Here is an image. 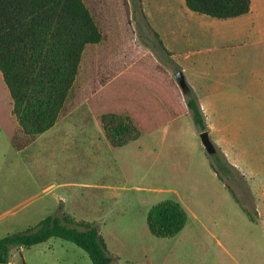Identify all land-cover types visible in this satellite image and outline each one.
Returning a JSON list of instances; mask_svg holds the SVG:
<instances>
[{"label":"rangeland","instance_id":"1","mask_svg":"<svg viewBox=\"0 0 264 264\" xmlns=\"http://www.w3.org/2000/svg\"><path fill=\"white\" fill-rule=\"evenodd\" d=\"M85 2L104 37L86 46L57 123L29 137L11 120V140L0 122V238L50 214H69L98 226L111 264H264L263 248L252 244L261 233L249 221L248 214L256 212L242 180L231 172L219 177L210 164L218 153L224 154L216 141L225 145L226 138L213 136L217 151H206L201 128L183 102L187 94L175 78L178 61L186 54L195 58L200 47L218 46L233 54L235 67L228 77L208 72L204 81L221 86L219 92L232 103L213 106L217 120L205 117L209 130L210 125L219 130L218 124L225 134L231 126L235 135L230 138L246 159L244 151L264 140V40L261 43L247 23L264 18V0H253L252 10L241 15L243 21L211 28L225 33L227 40L209 37L203 42H198L199 18L223 19L194 12L185 0ZM160 39L175 51V61ZM242 60L246 63L241 66ZM124 73L125 87L144 81L172 98L181 113L171 123L113 149L89 102ZM11 103L0 73V111L10 110ZM165 199L179 200L189 215L173 237H157L148 226L150 209ZM10 262L93 264L84 249L57 237L23 250L14 248Z\"/></svg>","mask_w":264,"mask_h":264},{"label":"trees","instance_id":"2","mask_svg":"<svg viewBox=\"0 0 264 264\" xmlns=\"http://www.w3.org/2000/svg\"><path fill=\"white\" fill-rule=\"evenodd\" d=\"M185 3L194 12L223 19L246 14L252 7V0ZM103 37L85 0H0V73L12 101L10 110L0 111V122L9 130L11 140V120L29 137L57 123L76 82L86 46L100 43ZM125 74L99 90L89 102L113 149L155 131L181 113L173 107L176 102L172 98L144 81L125 87L121 81ZM187 97L194 121L201 131L208 130L204 110L191 88ZM210 164L219 177L234 169L223 153ZM228 187L239 201L232 186ZM188 217L179 200L165 199L150 209L147 221L153 235L173 237L182 231ZM54 237L84 249L93 264L112 263L95 223L69 214H50L33 226L0 238V264H9L14 248H30Z\"/></svg>","mask_w":264,"mask_h":264},{"label":"crops","instance_id":"3","mask_svg":"<svg viewBox=\"0 0 264 264\" xmlns=\"http://www.w3.org/2000/svg\"><path fill=\"white\" fill-rule=\"evenodd\" d=\"M217 19H223V18H217ZM223 20L218 21V20H206L205 18H199L198 25L200 28H198V42L200 41L203 42L209 37H213L214 39L217 38V40L221 38L222 41L224 39L227 40L228 37L223 31L221 33L224 34H220V33L217 34V29L215 30L216 33H214L212 32L211 28L220 23L224 25H233L235 22L243 21L241 16L226 18L225 21ZM247 23L249 25L248 27L249 30L257 31L259 40L262 43L264 40V18H260L257 20L253 19L251 20V22H247ZM157 35L160 36L158 33ZM160 42L163 43L161 39ZM163 45L165 46L164 49L166 51L168 50V52L170 53L171 59L175 61V56H176V54L174 53L175 51L172 50L170 47L166 46L164 43ZM194 55H196L195 58H192V55L186 54L185 57L183 58L184 65H182L183 61H178L177 64L181 66L180 68H182L183 71L185 72L186 80L188 83V89L191 88L196 94L198 101L204 110L205 116L208 118V120H217L218 117L216 115L219 112L215 108H213V106L218 104L232 103V100L231 98H227V96L224 93L219 92V88L222 89V87L217 86L218 84L204 82L206 80L205 74L209 72L211 74L214 73L216 75L222 74L225 78L228 77L229 73L235 67L234 59L232 58L233 54L229 53L227 50L223 48L214 46L210 48L200 47L198 51L194 53ZM245 63L246 61L242 60L240 65L242 66ZM185 94H187V92H184V95ZM220 94L222 95V97H219ZM183 102L187 106L186 95L185 97H183ZM261 104H264V100H262ZM209 110H211L212 116L209 115ZM187 112L188 115H191L190 110H187ZM169 123H171V121ZM262 126H264V124ZM210 128L211 130L209 129L208 130L210 131L212 138H214L213 136L215 137L223 136L226 138L225 145L222 144L223 143L222 141L221 142L216 141V142L222 145L221 146L222 150L226 155L228 162L234 167V169H232L231 171V173H233V178L238 177L237 178L238 181L242 180L241 183L244 187L243 188L244 194L245 196H250L249 197L251 203L250 206L254 209L256 214L253 215L251 213L248 214L247 211L246 213L249 216V221L253 224L252 225L253 230H257L259 234L261 233L259 237L258 236L255 237V240L259 241V244L255 242V240H252L253 241L252 244L258 245L260 250L261 247L264 250V245H260L261 243L260 241L264 243V140H262L260 145L257 146L256 148H253L249 151L245 150L244 153H246L247 156L246 159H244L241 157L240 153L236 151V141L230 138L231 136L234 137L235 135V132L234 130L231 129L230 125L226 126L227 132L225 134L223 130L220 129L218 124H217V128H219V130H215V127L213 125H210ZM234 172H236V174H234ZM174 193L175 195L177 194L176 196H179L176 191ZM244 208L245 210L247 209L246 207ZM252 226L248 225L247 229L250 230ZM19 249L23 250L24 247H20ZM9 264H14V262H9Z\"/></svg>","mask_w":264,"mask_h":264},{"label":"water","instance_id":"4","mask_svg":"<svg viewBox=\"0 0 264 264\" xmlns=\"http://www.w3.org/2000/svg\"><path fill=\"white\" fill-rule=\"evenodd\" d=\"M175 78L178 84L180 85V87L182 88V90L184 92H187L188 83H187L184 71L182 69L177 70V72L175 73ZM200 138H201L202 145L204 146V148L209 154L216 153L217 148H216L215 143L212 140L211 133L209 130L201 131Z\"/></svg>","mask_w":264,"mask_h":264}]
</instances>
